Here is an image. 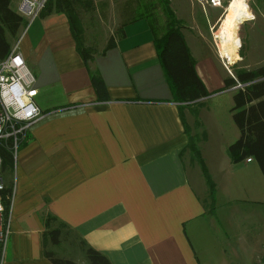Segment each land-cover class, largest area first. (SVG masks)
<instances>
[{"label":"crops","instance_id":"1","mask_svg":"<svg viewBox=\"0 0 264 264\" xmlns=\"http://www.w3.org/2000/svg\"><path fill=\"white\" fill-rule=\"evenodd\" d=\"M18 4L10 0L16 12ZM119 28L124 36L87 64L63 16L40 15L20 30L18 52L35 78L41 118L26 132L13 173L4 178L12 197L1 264H51L42 247L48 215L110 264H201L192 238L211 229L228 235L215 217L213 176L230 182V192L255 212L264 207V177L254 161L220 162L213 173L199 158L212 184L205 177L208 191L214 190L211 206L197 195L185 167L184 156L194 154L190 145L197 149L192 109L225 91L227 77L201 29L192 33L184 24L182 33L209 96L181 114L148 25L137 20ZM91 73L101 78L107 100L97 99ZM61 257L86 264L79 250ZM251 259L264 261V247L252 251Z\"/></svg>","mask_w":264,"mask_h":264},{"label":"rangeland","instance_id":"2","mask_svg":"<svg viewBox=\"0 0 264 264\" xmlns=\"http://www.w3.org/2000/svg\"><path fill=\"white\" fill-rule=\"evenodd\" d=\"M229 1L169 0V3L175 16L183 18L182 24L192 27V33L197 30L195 27L200 28L203 36L218 52L216 35ZM246 4L253 18L237 25L235 35L240 42L237 51L239 60L220 58L227 77L233 76L234 66L254 69L264 64V0H246ZM93 5V9H81L79 30L84 37L85 45L94 47L96 51L103 49L111 36L116 37L121 24L143 20L142 17L145 18V15L147 17L150 13L148 0H94ZM14 7L12 9L16 10ZM157 11L162 16L161 11L159 9ZM144 21L148 25V21ZM189 45L193 48L196 44ZM220 73L223 74L222 69ZM232 97L233 91H221L213 94L204 104L192 109L196 114L197 126L199 124V131L195 134L194 140L199 155L198 157L194 154V157L185 155L184 163L197 195L209 206H211L209 185L205 182V174L200 163H206L213 173L220 162L230 163L227 150L239 136L230 113L233 106ZM213 182L216 183L215 217L221 223V231L228 235L226 237L218 233L219 230H215L217 235H213L215 231L211 229L208 231L210 233H203L200 238L195 240L192 238L200 262L253 264L252 251H259L264 247V207H257L259 212H255L256 207L252 203L241 201L237 192H230V182L221 184L219 178L214 176ZM234 222L237 223L235 227ZM215 224L218 227V224ZM51 249L60 257L66 254L75 255L78 250L70 241H61Z\"/></svg>","mask_w":264,"mask_h":264},{"label":"trees","instance_id":"3","mask_svg":"<svg viewBox=\"0 0 264 264\" xmlns=\"http://www.w3.org/2000/svg\"><path fill=\"white\" fill-rule=\"evenodd\" d=\"M150 13L143 20L148 21L149 32L155 47L157 61L161 66L172 99L180 113L191 104L209 96L205 86L195 71V61L186 45L182 23L175 17L169 0H148ZM92 0H48L40 15L56 14L63 16L69 24L75 48L83 62L87 64L94 56H104L114 47V40L124 36L121 28L116 37L111 36L101 51L85 45L84 37L79 30L80 11L93 9ZM161 11L160 16L157 10ZM27 26L26 19L10 6V0H0V61L10 53L18 41L22 28ZM241 58L243 56L241 55ZM233 76L226 77L224 89L233 90V106L230 110L232 121L238 130L237 140L228 147V155L233 165L247 159L254 161L264 177V64L254 69L233 67ZM90 83L99 101L107 100L106 88L101 78L91 73ZM22 141V140H21ZM23 145V144H22ZM19 143L17 150L20 148ZM192 152L199 153L190 145ZM1 174L4 178L13 173L15 154L11 141L0 142ZM204 170L207 182L211 181ZM12 197L11 185H5L0 192V200L7 215ZM210 198L214 200V190ZM61 241L73 242L84 255L86 264H110L108 259L95 251L84 241L78 239L67 226L51 216H46L42 234L43 255L51 264H76L53 251Z\"/></svg>","mask_w":264,"mask_h":264},{"label":"built area","instance_id":"4","mask_svg":"<svg viewBox=\"0 0 264 264\" xmlns=\"http://www.w3.org/2000/svg\"><path fill=\"white\" fill-rule=\"evenodd\" d=\"M47 1L19 0L18 13L26 19L27 26L40 16ZM18 41L12 46L9 55L0 61V142L11 141L15 155L26 132L41 118V112L34 103L37 94L35 78L18 52ZM3 188L0 161V192ZM9 233V210L5 215L0 200V264ZM258 264H264V261Z\"/></svg>","mask_w":264,"mask_h":264},{"label":"bare ground","instance_id":"5","mask_svg":"<svg viewBox=\"0 0 264 264\" xmlns=\"http://www.w3.org/2000/svg\"><path fill=\"white\" fill-rule=\"evenodd\" d=\"M246 0H230L226 11L220 20V29L216 35L218 39L217 53L220 58L228 57L232 61L239 60L237 51L240 42L235 35L237 25L240 22L252 20Z\"/></svg>","mask_w":264,"mask_h":264}]
</instances>
